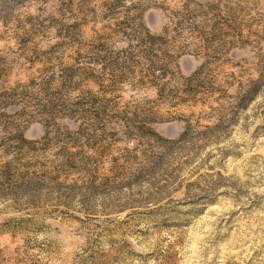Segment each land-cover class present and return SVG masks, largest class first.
<instances>
[{
	"label": "rangeland",
	"instance_id": "obj_1",
	"mask_svg": "<svg viewBox=\"0 0 264 264\" xmlns=\"http://www.w3.org/2000/svg\"><path fill=\"white\" fill-rule=\"evenodd\" d=\"M0 264H264V0H0Z\"/></svg>",
	"mask_w": 264,
	"mask_h": 264
}]
</instances>
